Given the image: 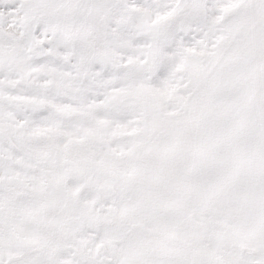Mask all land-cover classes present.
Here are the masks:
<instances>
[{
  "label": "snow or ice",
  "instance_id": "1",
  "mask_svg": "<svg viewBox=\"0 0 264 264\" xmlns=\"http://www.w3.org/2000/svg\"><path fill=\"white\" fill-rule=\"evenodd\" d=\"M0 264H264V0H0Z\"/></svg>",
  "mask_w": 264,
  "mask_h": 264
}]
</instances>
